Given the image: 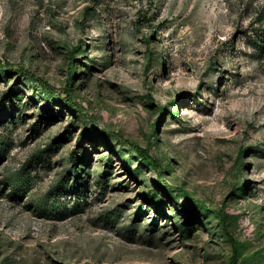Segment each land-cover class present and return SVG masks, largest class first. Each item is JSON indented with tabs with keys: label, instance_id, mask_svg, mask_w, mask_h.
Wrapping results in <instances>:
<instances>
[{
	"label": "rangeland",
	"instance_id": "1",
	"mask_svg": "<svg viewBox=\"0 0 264 264\" xmlns=\"http://www.w3.org/2000/svg\"><path fill=\"white\" fill-rule=\"evenodd\" d=\"M0 118V264H264V0H0Z\"/></svg>",
	"mask_w": 264,
	"mask_h": 264
},
{
	"label": "trees",
	"instance_id": "2",
	"mask_svg": "<svg viewBox=\"0 0 264 264\" xmlns=\"http://www.w3.org/2000/svg\"><path fill=\"white\" fill-rule=\"evenodd\" d=\"M2 118H0V121ZM138 153H140L145 159H150L148 154L145 152V150L139 146H135ZM2 153V145L0 144V154ZM237 249V248H236Z\"/></svg>",
	"mask_w": 264,
	"mask_h": 264
}]
</instances>
